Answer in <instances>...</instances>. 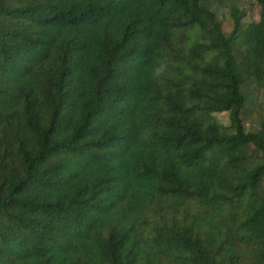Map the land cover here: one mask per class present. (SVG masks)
I'll return each mask as SVG.
<instances>
[{"label":"trees","instance_id":"1","mask_svg":"<svg viewBox=\"0 0 264 264\" xmlns=\"http://www.w3.org/2000/svg\"><path fill=\"white\" fill-rule=\"evenodd\" d=\"M217 1L229 34L210 0H0V264H264V0Z\"/></svg>","mask_w":264,"mask_h":264},{"label":"rangeland","instance_id":"2","mask_svg":"<svg viewBox=\"0 0 264 264\" xmlns=\"http://www.w3.org/2000/svg\"><path fill=\"white\" fill-rule=\"evenodd\" d=\"M238 6L241 10L247 14V22H257L260 20V7L258 6L256 0H239ZM208 7L212 12L215 13L219 22L223 25V28L227 34L231 33L233 30V21L230 16V12L224 4L218 2L217 0H210L207 3ZM249 106L253 110L251 118L247 119V131L253 132L260 128V119L264 116V90L261 92H255L251 95L249 99ZM219 122L229 125L228 115L221 114L217 115ZM249 148V147H248ZM244 149L243 151L247 150ZM254 151L250 149L246 154H253Z\"/></svg>","mask_w":264,"mask_h":264}]
</instances>
